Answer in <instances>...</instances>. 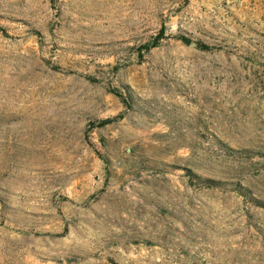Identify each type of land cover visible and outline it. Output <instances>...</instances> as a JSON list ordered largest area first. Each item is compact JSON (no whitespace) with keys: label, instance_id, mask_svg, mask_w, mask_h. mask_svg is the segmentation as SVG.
Listing matches in <instances>:
<instances>
[{"label":"rangeland","instance_id":"1","mask_svg":"<svg viewBox=\"0 0 264 264\" xmlns=\"http://www.w3.org/2000/svg\"><path fill=\"white\" fill-rule=\"evenodd\" d=\"M0 264H264V0H0Z\"/></svg>","mask_w":264,"mask_h":264},{"label":"trees","instance_id":"2","mask_svg":"<svg viewBox=\"0 0 264 264\" xmlns=\"http://www.w3.org/2000/svg\"><path fill=\"white\" fill-rule=\"evenodd\" d=\"M163 34H164V30L162 29L160 35L157 36V37L154 39V41H153L152 43H147V44L143 45V48L149 50V49H151V48L157 46V45L159 44L160 39H161V37H162ZM181 39H182L183 41H185V42H187V41L189 40L187 37H181ZM202 46H203V48H206V49H210V48H211L209 45H206V44H204V45H202ZM109 121H110V120H106V121H103L102 123H103V124H104V123H108Z\"/></svg>","mask_w":264,"mask_h":264},{"label":"water","instance_id":"3","mask_svg":"<svg viewBox=\"0 0 264 264\" xmlns=\"http://www.w3.org/2000/svg\"><path fill=\"white\" fill-rule=\"evenodd\" d=\"M190 45H197L196 41H190Z\"/></svg>","mask_w":264,"mask_h":264}]
</instances>
